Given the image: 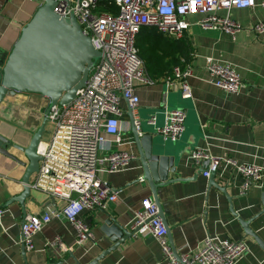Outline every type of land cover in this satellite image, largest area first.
<instances>
[{"label": "crops", "instance_id": "crops-1", "mask_svg": "<svg viewBox=\"0 0 264 264\" xmlns=\"http://www.w3.org/2000/svg\"><path fill=\"white\" fill-rule=\"evenodd\" d=\"M42 5L39 0H0V59L9 57L22 29ZM217 14L240 23L242 32L232 37L221 30H204L200 25L203 18L200 14L187 17L188 27L180 39L156 31L160 38L187 47L189 53L183 55L177 52L179 49L163 45V50L176 56L175 61L167 58L160 65V71L156 72L149 70L145 63L155 83L137 87L140 103L133 114L137 120H141L142 114L147 116L148 125L158 130L165 124L166 113L170 111L168 105L187 113L185 132L176 143L165 140L157 130L152 132L157 136V143L161 141L177 149L178 169L169 177L175 182L158 190L171 230L170 241L177 253L195 251L207 235H218L234 242H247L251 253L237 264H264V249L256 237L246 233L243 226L246 222L250 223L248 230L264 242V180L262 187L253 186L242 196L239 191L244 178L229 170L216 174L215 178L221 187L227 189L226 193L216 187L209 189L210 179L202 175L201 168L190 158L196 148L204 147L209 148L213 156L264 167V34L253 30L256 24H264V11L258 7L230 8ZM211 57L221 63L232 64L238 70L246 86L240 94L228 95L210 83L206 59ZM176 66L193 69V75L188 78L191 99L183 98L178 80L175 88L166 84V78L173 75ZM48 103L40 95L11 91L0 106V134L11 142V154L25 164H28L27 159L13 144H29L45 118ZM121 106L125 110L121 118L125 145L115 146L114 150H126L139 157L132 140L131 109L125 101ZM153 119L155 124H149ZM51 137L52 134L49 137L44 134L40 147L49 143ZM139 165L135 161L127 169L114 174L101 171V178L108 181L114 190L121 191L118 192L119 200L109 204L105 210L87 211L79 216L92 230L94 241L79 246L74 227L67 221L54 219L34 236L33 251H27L21 238L24 218L32 214L42 215L50 205L61 208L64 203L51 199L32 186L30 195L24 201L25 206L14 200L24 192L22 179L26 166L0 153V204L6 210L0 223V264L93 262L113 245L101 229L107 219L106 213L131 230L134 212L141 209L142 201L146 198L154 200L149 185L137 182L141 176L133 170ZM222 173L223 176L220 175ZM56 238L72 248L69 251L50 248L48 244ZM98 264H164V254L153 236H133L107 253Z\"/></svg>", "mask_w": 264, "mask_h": 264}, {"label": "built area", "instance_id": "built-area-1", "mask_svg": "<svg viewBox=\"0 0 264 264\" xmlns=\"http://www.w3.org/2000/svg\"><path fill=\"white\" fill-rule=\"evenodd\" d=\"M100 1L56 0L55 12L67 19L73 15L102 57L95 62L76 98L66 105H54L48 114L55 130L49 143L38 151L42 160L31 186L64 205L61 208L50 205L42 215L24 218L21 238L27 251H33L34 236L54 219L67 221L74 227L79 246L94 241L92 230L79 216L87 211L105 210L119 200V193L101 178L100 173L122 172L138 159L136 154L115 151L114 147L125 145L122 101L133 112L137 111L140 103L137 87L155 83L137 47L139 32L149 27L167 37L180 39L188 27L187 17L200 14L204 30H221L235 37L243 27L233 19L220 17L218 11L255 7L264 11V0H110L117 8V13H112L101 9ZM253 30L264 34V24H256ZM206 69L211 75L210 83L228 95H238L246 88L232 64L211 57L206 59ZM192 75L193 69L189 66L185 69L176 66L173 75L166 78V84L175 88L178 80L183 98L191 99L188 78ZM186 118L183 109L167 112L165 124L157 133L176 143L185 132ZM140 124L141 120L135 118L138 131ZM149 124H155V120ZM190 158L207 179L214 173L229 170L240 174L244 182L239 195H246L253 186L262 187L264 167L260 165L240 164L234 159L213 156L209 148L204 147L196 148ZM139 180L145 182L142 177ZM5 213L0 204V223ZM131 230L134 236L150 235L158 241L164 264H237L251 253L245 240L234 242L218 235H207L197 250L180 254L177 259L159 208L151 198L143 200L141 209L134 212ZM48 246L63 251L72 248L66 247L60 238Z\"/></svg>", "mask_w": 264, "mask_h": 264}, {"label": "water", "instance_id": "water-1", "mask_svg": "<svg viewBox=\"0 0 264 264\" xmlns=\"http://www.w3.org/2000/svg\"><path fill=\"white\" fill-rule=\"evenodd\" d=\"M39 1L43 5L22 29L20 38L8 55L9 57L0 59V106L11 91L40 95L49 101L45 118L29 144L27 146L13 144V147L23 153L28 164L11 154L9 148L11 142L0 134V153L14 158L19 164L26 166V173L22 179L24 192L14 199L21 202L22 205L31 193V178L40 169L42 157L38 151L40 142L46 133L45 126L51 107L56 104L66 105L72 102L76 98L78 90L86 84L95 62L102 57V53L94 47L91 37L82 31L73 15L70 19L59 16L55 12L56 0ZM130 121L132 140L138 150L137 161L140 163L139 167L133 171L149 185L154 202L159 208V216L163 218L167 235L171 240V230L166 216H164L158 190L175 182L169 180V177L170 174H175L178 169L177 149L167 146L161 141L157 143L155 139L157 136L149 131L144 132L141 124V130L138 131L132 110ZM200 172L202 173V169ZM215 178L216 173L209 178V189L216 187L226 193L227 189L221 187ZM137 182L140 183V180ZM115 191L120 192L121 190ZM262 196L264 205V193ZM106 215L107 219L101 229L113 245L89 264H98L107 253L122 246L135 234L116 218L107 213ZM249 225L248 222L243 224L246 233L256 237L264 249V242L255 233L248 230ZM170 244L175 256L180 259V255L171 241Z\"/></svg>", "mask_w": 264, "mask_h": 264}, {"label": "trees", "instance_id": "trees-1", "mask_svg": "<svg viewBox=\"0 0 264 264\" xmlns=\"http://www.w3.org/2000/svg\"><path fill=\"white\" fill-rule=\"evenodd\" d=\"M99 6L103 10L117 13L116 6L110 4V0H101ZM163 45L165 47L179 49L177 52L183 55L189 53L187 47L175 41L171 42L160 38V35L152 28L145 27L139 32L137 47H139L140 55L147 64L148 69H152L153 72H156V70L160 71V65L163 64L167 58H172V61H175L176 56L171 52L163 50Z\"/></svg>", "mask_w": 264, "mask_h": 264}, {"label": "rangeland", "instance_id": "rangeland-1", "mask_svg": "<svg viewBox=\"0 0 264 264\" xmlns=\"http://www.w3.org/2000/svg\"><path fill=\"white\" fill-rule=\"evenodd\" d=\"M168 106H169V110L170 111H174V109H172V107L170 105H168ZM147 119H148L147 116H144L143 114L141 115L142 130L144 132H146V131H149V132L156 131L157 129L155 127L148 125V120ZM46 128H47V132L45 133V136L49 137V136H51V134L55 130L53 123L50 122L49 119H48V122L46 124ZM179 144H181V143H179Z\"/></svg>", "mask_w": 264, "mask_h": 264}, {"label": "bare ground", "instance_id": "bare-ground-1", "mask_svg": "<svg viewBox=\"0 0 264 264\" xmlns=\"http://www.w3.org/2000/svg\"><path fill=\"white\" fill-rule=\"evenodd\" d=\"M44 147H45L44 144H42L41 149H43Z\"/></svg>", "mask_w": 264, "mask_h": 264}]
</instances>
